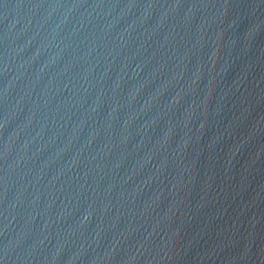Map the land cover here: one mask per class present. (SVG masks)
I'll return each mask as SVG.
<instances>
[{"label":"water","instance_id":"95a60500","mask_svg":"<svg viewBox=\"0 0 264 264\" xmlns=\"http://www.w3.org/2000/svg\"><path fill=\"white\" fill-rule=\"evenodd\" d=\"M0 264H264V0H0Z\"/></svg>","mask_w":264,"mask_h":264}]
</instances>
